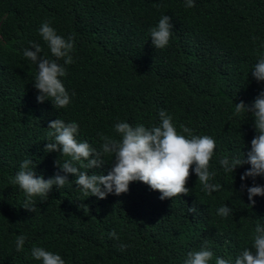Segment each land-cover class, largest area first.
<instances>
[{
	"label": "trees",
	"instance_id": "16d2710c",
	"mask_svg": "<svg viewBox=\"0 0 264 264\" xmlns=\"http://www.w3.org/2000/svg\"><path fill=\"white\" fill-rule=\"evenodd\" d=\"M0 264H264V0H0Z\"/></svg>",
	"mask_w": 264,
	"mask_h": 264
}]
</instances>
